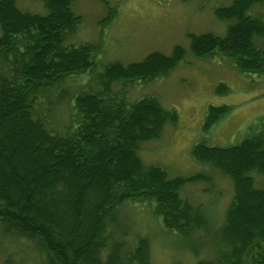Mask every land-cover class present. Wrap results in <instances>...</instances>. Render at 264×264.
I'll use <instances>...</instances> for the list:
<instances>
[{
    "label": "trees",
    "instance_id": "1",
    "mask_svg": "<svg viewBox=\"0 0 264 264\" xmlns=\"http://www.w3.org/2000/svg\"><path fill=\"white\" fill-rule=\"evenodd\" d=\"M35 1L46 12L0 0V239L27 241L40 264H153L150 238L132 235L122 217L127 206L141 203L167 232L188 242L199 258L195 264H264V187L252 176L264 177V119L232 146H194V160L212 172L174 176L146 165L142 145L162 139L168 125L178 128L180 116L154 95L131 102L122 88L168 76L186 49L152 52L139 62H101L98 43L65 44L83 23L74 11L78 0ZM258 7L264 0L217 7L216 17L229 23L226 34H190L192 54L264 76V14L254 13ZM114 17L109 7L105 23ZM84 73L92 77L73 105L70 97L62 99L71 102L68 119L53 120L50 98ZM217 90L230 91L224 83ZM230 112L227 105L209 106L204 132ZM215 173L231 180L234 194L221 227L210 232L204 207L183 189L213 185ZM203 251L208 258L199 257Z\"/></svg>",
    "mask_w": 264,
    "mask_h": 264
},
{
    "label": "rangeland",
    "instance_id": "2",
    "mask_svg": "<svg viewBox=\"0 0 264 264\" xmlns=\"http://www.w3.org/2000/svg\"><path fill=\"white\" fill-rule=\"evenodd\" d=\"M230 3L231 0H78L74 4V11L83 18V23L65 44L98 43L101 51L97 59L101 62H139L152 52L170 55L176 46L187 51L184 61L168 76L147 82L136 80L122 88L128 91L131 102L154 95L165 108H175L180 116L178 128L168 125L162 139L142 145L140 155L146 165L163 166L174 176L212 172L209 165L194 160V146L202 141L212 146H232L264 119V76L238 73L226 60L198 59L190 50V34H226L229 23L219 20L215 9ZM19 6L32 12H46L40 1L19 0ZM109 7L116 17L105 23ZM254 13L264 14V8L258 7ZM89 76L92 74L70 78L67 88L53 94L50 98L52 107L56 108L53 120L65 123L71 102L64 103L62 99L70 97L73 105L79 90L86 89ZM221 83L230 89L226 94L217 92ZM221 105L230 106L231 112L212 132L205 133L203 122L208 107ZM252 176L257 187H264V177ZM214 177L213 185L197 183L183 189L185 197L204 207L212 223L211 231L221 227L234 194L228 177L219 173ZM122 217L132 235L150 238L153 264L178 261L195 264L199 260L188 250V242L165 230L149 206L141 203L127 206ZM200 255V258L209 257L208 251ZM8 260L12 264H40L30 243L3 238L0 239V264Z\"/></svg>",
    "mask_w": 264,
    "mask_h": 264
},
{
    "label": "bare ground",
    "instance_id": "3",
    "mask_svg": "<svg viewBox=\"0 0 264 264\" xmlns=\"http://www.w3.org/2000/svg\"><path fill=\"white\" fill-rule=\"evenodd\" d=\"M154 217H156V216H154ZM212 223L211 222H209V226L211 227L212 225H211ZM212 228V227H211ZM209 231L211 232V229H209ZM213 231V230H212ZM169 233V232H168ZM177 237L179 238V239H182L180 236H178L177 235Z\"/></svg>",
    "mask_w": 264,
    "mask_h": 264
}]
</instances>
